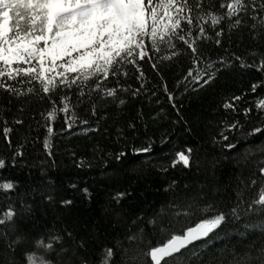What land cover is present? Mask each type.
Masks as SVG:
<instances>
[{
	"label": "trees",
	"instance_id": "trees-1",
	"mask_svg": "<svg viewBox=\"0 0 264 264\" xmlns=\"http://www.w3.org/2000/svg\"><path fill=\"white\" fill-rule=\"evenodd\" d=\"M219 3L216 0L217 7ZM201 47L213 61L239 56L251 64L264 53V39L253 40L248 29L241 28L233 30L231 40L225 39L220 47L212 42ZM153 62L157 63L155 69ZM140 67L145 81L138 79L139 72L131 65L126 69L128 75L121 77V84L129 89L120 94L124 105L117 107L110 99L100 101L93 115L88 103L81 104L75 109L79 118L71 130L60 114L51 125V155L44 147L48 132L41 116L48 103L35 96L16 99L0 91V158L8 160L17 151L23 153L16 157L15 168L0 169V182L19 181L22 189L38 190L37 201L43 194H51L55 201L50 206L45 204L37 222L24 225V229L35 233L44 227L67 228L74 236L86 237L87 256L94 264H100L106 247L113 248V264H152L147 255L151 247L163 246L172 235H183L220 211L230 214L229 206L239 200V219L190 246L180 264H240L249 253L248 264H262L264 229L260 226L264 224V210L259 205L248 210V205L264 187L260 173L264 167V132L253 133L256 127L264 128L255 106L257 100L264 99V90L258 87L251 91L252 84L264 82V73L241 70L238 62L229 59L216 71L214 80L200 87L190 78L184 79L191 67L187 55L166 61L154 56L151 62H140ZM141 83L143 88L133 97L132 91ZM232 96L242 97L235 101V112L223 107ZM246 108L253 110L248 122L243 115ZM16 118L24 123L16 124ZM235 120L244 124L242 130L229 129ZM130 123L135 124L134 129L128 127ZM5 126L12 129L7 136ZM222 132L228 140L222 138ZM228 144L236 147L228 149ZM149 146L148 153H133ZM189 147L193 149L191 167L185 168L182 162L172 167L176 153ZM121 152L127 155L117 159ZM173 180L177 182L175 190L166 192ZM73 184L75 188L70 187ZM125 190L133 195L121 201L117 209L120 215L106 212V208H117L112 197ZM197 194L200 200L189 212L185 201L191 203ZM177 195L183 197L176 209L182 214L166 218V230L144 229L142 243L127 241L144 227L133 226L137 216L152 217ZM62 199H72L73 204L61 208ZM6 203L0 194V210ZM208 204L213 205L211 211L204 210ZM125 249L126 254L121 255ZM169 264L174 262L169 260Z\"/></svg>",
	"mask_w": 264,
	"mask_h": 264
},
{
	"label": "snow or ice",
	"instance_id": "snow-or-ice-1",
	"mask_svg": "<svg viewBox=\"0 0 264 264\" xmlns=\"http://www.w3.org/2000/svg\"><path fill=\"white\" fill-rule=\"evenodd\" d=\"M241 28H247L253 40L264 39V0H220L218 7L216 0H0V91L16 99L35 96L48 103L49 107L41 116L48 132L44 147L51 155V125L60 114L71 130L79 118L75 109L81 104L88 103L95 115L100 101L110 99L117 107L126 103L120 94L129 89L120 81L121 77L128 75L126 69L129 65L139 72L138 79L145 81L140 62H151L154 56L166 61L187 55L191 67L184 79L188 81L190 78L200 87L214 80L216 71L226 66L229 59L238 62L241 70L264 73V53L260 54L258 62L254 60L251 64L239 56L216 61L206 57L201 47L203 43L212 42L220 47L225 39L231 40L233 30ZM151 67L157 68V63H151ZM109 83L112 86H108ZM143 86L141 83L131 95H139ZM258 87L264 90V82L252 84L251 91L256 92ZM169 98L172 99L171 94ZM241 98L232 96L223 107L235 112V101ZM255 106L256 115L264 120V99L257 100ZM252 111V108L244 109L245 122L251 119ZM15 123L23 124L24 121L16 118ZM128 127L134 129L135 124L130 123ZM228 127L242 130L244 124L235 120ZM3 131L7 136L12 129L5 126ZM261 132H264L262 127L253 130V133ZM220 135L228 140L223 132ZM226 147L232 149L236 145ZM150 150L149 146L134 149L133 153H148ZM192 151L189 147L186 152H177L172 167L182 162L185 168H190ZM125 155L127 153L121 152L116 158ZM18 156L23 153L17 151L8 160L0 158V169L15 168ZM260 173L264 179V167L260 168ZM176 184L173 180L165 191H174ZM252 184L255 185L256 181L253 180ZM37 191L22 189L19 181L0 182V194L7 202L0 210V264H94L87 256L89 241L86 237L74 236L67 228L44 227L35 233L24 229V225L37 222L38 214L44 213L45 204L50 206L55 202L51 194H43V199L37 201ZM84 192L88 190L84 189ZM132 195L127 190L118 192L112 197L117 208H106L105 211L119 216L117 209L121 201ZM181 199L183 197L177 195L150 218L137 216L133 226L144 227L128 236L127 241L142 243L146 235L144 229L166 230V218L182 214L176 211L181 207L177 203ZM199 200L197 194L191 203L185 201L189 212L195 210L194 205ZM239 203L237 200L235 206H229L230 214L220 211L209 219H202L185 234L172 235L163 246L151 247L147 255L153 264H161V261L169 264V260L180 264L185 252L190 250L189 245L210 238V234L222 225L227 226L233 219H239ZM72 204V199L60 201L61 208ZM256 205L264 210V187L258 198L248 205V210ZM212 208L213 205L208 204L204 210L211 211ZM260 227L264 229V224ZM260 251L264 253V249ZM103 252L100 264H113V248L106 247ZM126 252L127 249L120 254ZM250 259L251 253L246 254L240 264H248Z\"/></svg>",
	"mask_w": 264,
	"mask_h": 264
},
{
	"label": "water",
	"instance_id": "water-1",
	"mask_svg": "<svg viewBox=\"0 0 264 264\" xmlns=\"http://www.w3.org/2000/svg\"><path fill=\"white\" fill-rule=\"evenodd\" d=\"M185 232H186V231H185ZM184 234H185V233H184ZM210 235H211V234H210ZM201 241H203V240H201ZM201 241H196L195 244L198 243V242H201ZM190 246H192V245H189V247H190ZM166 259H168V258H166ZM163 262H164V261H161V264H162ZM152 264H153V262H152Z\"/></svg>",
	"mask_w": 264,
	"mask_h": 264
}]
</instances>
